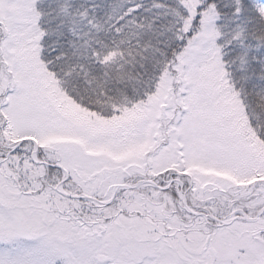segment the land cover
Segmentation results:
<instances>
[{
	"label": "snow or ice",
	"instance_id": "snow-or-ice-1",
	"mask_svg": "<svg viewBox=\"0 0 264 264\" xmlns=\"http://www.w3.org/2000/svg\"><path fill=\"white\" fill-rule=\"evenodd\" d=\"M0 264H264V0H0Z\"/></svg>",
	"mask_w": 264,
	"mask_h": 264
}]
</instances>
